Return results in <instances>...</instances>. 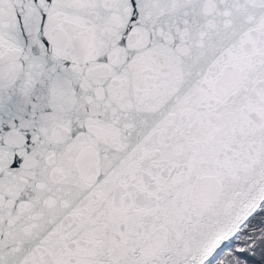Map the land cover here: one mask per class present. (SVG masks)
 <instances>
[{
    "label": "snow or ice",
    "instance_id": "obj_1",
    "mask_svg": "<svg viewBox=\"0 0 264 264\" xmlns=\"http://www.w3.org/2000/svg\"><path fill=\"white\" fill-rule=\"evenodd\" d=\"M0 264H264V0H0Z\"/></svg>",
    "mask_w": 264,
    "mask_h": 264
}]
</instances>
